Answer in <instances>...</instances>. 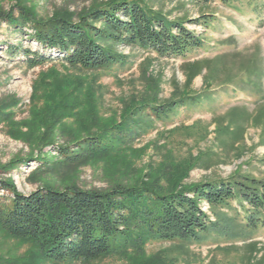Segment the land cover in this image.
Returning <instances> with one entry per match:
<instances>
[{"label": "rangeland", "instance_id": "374dc122", "mask_svg": "<svg viewBox=\"0 0 264 264\" xmlns=\"http://www.w3.org/2000/svg\"><path fill=\"white\" fill-rule=\"evenodd\" d=\"M108 1L0 0V11L24 7L39 19L57 13L75 17ZM143 1L166 22L193 33L202 48L184 57L161 58L116 46L124 62L102 70L81 71L57 61L28 68L26 50L46 58L61 55L27 37L34 34L28 25L23 36L0 23V180L28 195L43 185L59 190L151 185L156 176L166 187V178L178 172L184 174L182 187L249 180L264 195V0ZM191 64L202 69L186 85ZM65 95L66 105L79 100L76 110H91L92 117H74L73 108L65 112L60 107ZM166 102H174L166 118L149 114V123L138 129L129 127L118 137L112 133L119 140L118 154L89 157L83 164L60 163V147L123 119L131 126L136 119L128 117L131 110ZM49 123L51 142L42 146L39 139ZM2 196L10 197L0 191ZM198 207L215 225L199 242L148 239L139 252L134 248L89 263L61 264H264V218L258 211L237 193L219 208L201 201ZM249 216H254V228ZM33 250L29 242L0 232V264H48L36 260Z\"/></svg>", "mask_w": 264, "mask_h": 264}, {"label": "trees", "instance_id": "16d2710c", "mask_svg": "<svg viewBox=\"0 0 264 264\" xmlns=\"http://www.w3.org/2000/svg\"><path fill=\"white\" fill-rule=\"evenodd\" d=\"M0 23L23 36L27 35L23 29L28 25L34 34L27 37L43 49L61 55L53 59L26 50L23 55L28 68L57 61L71 69L102 70L124 62L125 56L115 49L116 46L148 50L161 58L184 57L202 48L201 40L193 33L181 24L166 22L151 12L143 0H109L75 17L57 13L48 19H39L24 7H16L9 12L0 11ZM201 69L197 64L188 66L186 85L201 73ZM63 101L65 104L60 107L65 112L79 107V100H75L73 106L66 105L67 95L63 96ZM149 105L144 104L128 113V117H136L131 126L123 119L120 124L84 136L70 147H60V163L83 164L89 157L118 154L119 140L112 138V133L118 137L129 127L138 129L149 123L146 122L149 114L157 119L166 118L174 102ZM147 108L148 114H143L142 110ZM56 109L58 111V107ZM82 113L92 117L88 109L76 110L74 117H82ZM50 125L43 126L39 139L42 146L51 142ZM37 161L46 166L41 156ZM183 175L177 172L170 179L166 178V187L158 184L162 178L156 176L151 185L143 182L131 186L116 184L109 190H83L77 186L59 190L43 185L28 195L18 193L11 181L0 180V191L10 195L0 198V232L12 240L32 244L35 259L40 263H89L110 255L126 254L129 249L139 252L148 239L199 242L215 227L199 209V201L216 209L237 193L243 203L264 218V195L257 194V190L249 186L252 184L249 180L182 187ZM253 217H248L252 228L256 226ZM218 234L223 233L218 231Z\"/></svg>", "mask_w": 264, "mask_h": 264}]
</instances>
